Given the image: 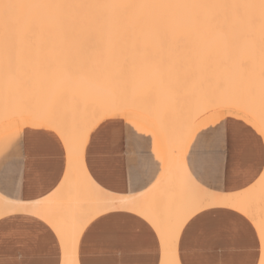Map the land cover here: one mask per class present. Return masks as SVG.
<instances>
[{
  "label": "snow or ice",
  "instance_id": "obj_1",
  "mask_svg": "<svg viewBox=\"0 0 264 264\" xmlns=\"http://www.w3.org/2000/svg\"><path fill=\"white\" fill-rule=\"evenodd\" d=\"M53 154L61 187L118 165L153 195L80 213L9 201L0 264H24L14 245L37 222L55 264H241L197 257L249 233L242 264H264V0H0V178L23 164L43 182ZM145 234L156 255L139 260Z\"/></svg>",
  "mask_w": 264,
  "mask_h": 264
},
{
  "label": "crops",
  "instance_id": "obj_2",
  "mask_svg": "<svg viewBox=\"0 0 264 264\" xmlns=\"http://www.w3.org/2000/svg\"><path fill=\"white\" fill-rule=\"evenodd\" d=\"M206 118H204L205 120ZM204 120L202 122H204ZM157 151L163 157L164 152L161 150L160 143L157 142ZM49 174L48 178L43 182H33L27 175V169L23 164L20 165V173L14 178L2 177V183H0V194L10 199H18L22 201H35L41 198V195L49 196L59 189L60 185L57 180L64 179L63 172L61 171V165L59 157L55 154L49 162ZM90 171L95 172V176H91L102 189L107 192L117 195H137L146 192L143 187L138 184H134L127 177L126 170H121L118 165H113L110 168H106L100 171L93 167ZM212 184V188L209 190L223 192V189L227 188L229 192L237 191L236 185L229 181L225 184L223 181L216 183L209 180ZM55 185V186H54ZM80 189V188H79ZM3 217V216H2ZM19 226V221H8L5 223L4 228L10 230L12 225ZM31 224V222H29ZM24 235L27 240L23 243H16L14 245L15 258L18 261H23L24 264H55V261L59 258L62 259V255L59 253L57 246L51 243V236L47 235L44 227H41V222H37L31 225L30 228L24 230ZM39 240V243L37 241ZM30 241V242H29ZM47 241V242H45ZM251 234L249 233L248 241H218L216 247L210 246L206 251L201 252L197 257L198 259H215L218 262L224 260H236L242 262L250 260L252 254L256 251L254 246H250ZM220 244H223V252H221ZM141 247L138 249L135 258L139 260L154 259L155 244L152 241L150 235L145 234L141 238ZM181 255H184L181 250ZM5 259L10 257H3ZM82 258L85 260H96L100 258L91 249L82 254ZM120 257L117 256V259ZM189 258V257H185Z\"/></svg>",
  "mask_w": 264,
  "mask_h": 264
},
{
  "label": "bare ground",
  "instance_id": "obj_3",
  "mask_svg": "<svg viewBox=\"0 0 264 264\" xmlns=\"http://www.w3.org/2000/svg\"><path fill=\"white\" fill-rule=\"evenodd\" d=\"M194 119H199L202 123L205 117H203L200 113H193ZM182 158L179 157V153H177V161ZM93 179L91 176L81 175H72L68 179V183L59 187V190H56L50 197V203L53 206H56L58 203H62V210H66L69 213H80V212H89L95 209V201L97 198H108V199H116V200H137L141 203L149 201L152 197V193L144 192L137 195H117L110 192L105 191L101 187L95 188L92 186ZM80 188V189H79ZM235 192V191H234ZM210 195L213 196H223L224 192H217L209 190ZM13 199L7 198L0 194V217H2L6 211L10 209L9 201ZM24 203H28L27 201H23Z\"/></svg>",
  "mask_w": 264,
  "mask_h": 264
}]
</instances>
